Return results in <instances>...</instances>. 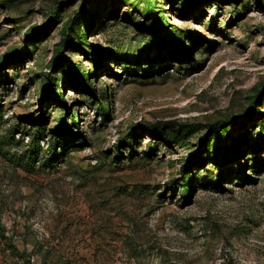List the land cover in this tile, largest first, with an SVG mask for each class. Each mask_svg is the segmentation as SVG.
I'll list each match as a JSON object with an SVG mask.
<instances>
[{"label": "rangeland", "instance_id": "374dc122", "mask_svg": "<svg viewBox=\"0 0 264 264\" xmlns=\"http://www.w3.org/2000/svg\"><path fill=\"white\" fill-rule=\"evenodd\" d=\"M0 264H264V0H0Z\"/></svg>", "mask_w": 264, "mask_h": 264}, {"label": "trees", "instance_id": "16d2710c", "mask_svg": "<svg viewBox=\"0 0 264 264\" xmlns=\"http://www.w3.org/2000/svg\"><path fill=\"white\" fill-rule=\"evenodd\" d=\"M179 42V41H178ZM180 44H181V42H180ZM77 69V68H76ZM83 75V74H82Z\"/></svg>", "mask_w": 264, "mask_h": 264}]
</instances>
